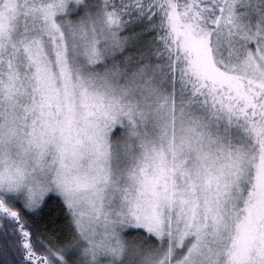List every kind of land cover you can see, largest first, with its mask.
Instances as JSON below:
<instances>
[{
	"label": "snow or ice",
	"instance_id": "snow-or-ice-1",
	"mask_svg": "<svg viewBox=\"0 0 264 264\" xmlns=\"http://www.w3.org/2000/svg\"><path fill=\"white\" fill-rule=\"evenodd\" d=\"M0 264H264V0H0Z\"/></svg>",
	"mask_w": 264,
	"mask_h": 264
}]
</instances>
